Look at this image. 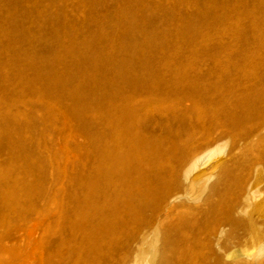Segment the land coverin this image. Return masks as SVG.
<instances>
[{
  "label": "rangeland",
  "instance_id": "rangeland-1",
  "mask_svg": "<svg viewBox=\"0 0 264 264\" xmlns=\"http://www.w3.org/2000/svg\"><path fill=\"white\" fill-rule=\"evenodd\" d=\"M160 59L186 70L214 63L209 79L237 78L240 98L264 106V0H0V165L17 181L18 215L5 228L20 264H264L249 244L250 227L264 237V130L254 142L231 128L200 139L226 142L212 162L237 151L229 186L194 188L177 208L179 231L162 229L145 256L130 227L99 228L98 88L120 62ZM226 213L233 225L219 235L212 225ZM185 240L206 247L174 249Z\"/></svg>",
  "mask_w": 264,
  "mask_h": 264
},
{
  "label": "bare ground",
  "instance_id": "bare-ground-1",
  "mask_svg": "<svg viewBox=\"0 0 264 264\" xmlns=\"http://www.w3.org/2000/svg\"><path fill=\"white\" fill-rule=\"evenodd\" d=\"M159 61L154 65L136 60L117 64L121 72L98 88L93 114L97 125L95 210L103 220L99 228L121 231L130 227L127 235L139 239L136 252L141 256L162 229L166 234L179 231L180 223L174 220L177 208L190 201L194 188H208L211 194L218 186H229L237 151L212 162L224 152L226 142L197 145L200 139L217 128H231L241 131L232 138L241 134L253 141L264 130V106L240 98L242 93L233 90L239 79L212 81L208 77L214 63L204 68L206 64L195 63L186 70L168 60ZM238 74L246 80L253 75L241 70ZM213 176L216 183L211 184ZM248 190L240 199L249 206L255 195ZM17 197L16 179L0 165V264H20L16 231L5 228L7 219L18 215ZM223 218L212 225L219 235L233 225L228 213ZM197 226L190 227V232L204 231ZM250 231V250L263 254L264 237L257 226ZM205 247L185 240L174 249L197 254Z\"/></svg>",
  "mask_w": 264,
  "mask_h": 264
}]
</instances>
